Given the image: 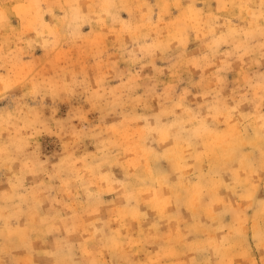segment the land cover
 Wrapping results in <instances>:
<instances>
[{"label":"rangeland","instance_id":"obj_1","mask_svg":"<svg viewBox=\"0 0 264 264\" xmlns=\"http://www.w3.org/2000/svg\"><path fill=\"white\" fill-rule=\"evenodd\" d=\"M105 2L0 0V264H264L260 0Z\"/></svg>","mask_w":264,"mask_h":264},{"label":"clouds","instance_id":"obj_2","mask_svg":"<svg viewBox=\"0 0 264 264\" xmlns=\"http://www.w3.org/2000/svg\"><path fill=\"white\" fill-rule=\"evenodd\" d=\"M70 7L72 8V19H73V22L74 23L75 22H79V23H76L77 29L80 27V25L82 23L89 22L88 21V18L86 16H84V15L81 14L80 7H79L78 4H73ZM103 7H104L105 13L108 16H110V17L113 16V13H112L111 10L116 7L115 0H106V2H105V4H104ZM260 8L261 9H264V0H260ZM47 11H48L49 14H51L52 13V8L49 7L47 9ZM150 15H151V9H149V16ZM260 16L261 17H264V11H261L260 12ZM43 27H47V25H43ZM42 34H43L42 32H38L37 33V35H42ZM249 35H251V34H249ZM261 35H264V32H261ZM222 42H225L223 40V38L213 40V42L210 45V47L218 46ZM31 43L32 42H29V45H31ZM261 47H264V44H262ZM10 119H12L13 121L16 122V124H13L12 126H15L16 127L17 132H19L20 127H23L25 129H28V128H32L34 126V122L33 121H30L29 118H28V115L27 114H24L22 112H17L12 117H10ZM8 123H9L8 120H4L2 123H0V127H5V126L8 125ZM12 143H13V145H15L14 150L16 152H20L22 150L21 149V145H20V143L17 140H13ZM9 151H10L9 146H5L3 148H0V160L5 159L6 157L10 159V157H8ZM89 195H91V194H89ZM237 235H239V233H237ZM226 242H227V237L224 238V241H222V243H226ZM60 251H63V250L61 249ZM70 252H71V249L69 248L68 249V253H70Z\"/></svg>","mask_w":264,"mask_h":264}]
</instances>
